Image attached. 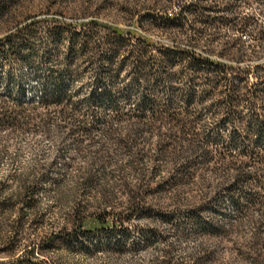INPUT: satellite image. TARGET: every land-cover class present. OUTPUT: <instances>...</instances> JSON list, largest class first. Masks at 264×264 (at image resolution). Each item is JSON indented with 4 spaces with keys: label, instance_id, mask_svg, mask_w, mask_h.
I'll use <instances>...</instances> for the list:
<instances>
[{
    "label": "trees",
    "instance_id": "1",
    "mask_svg": "<svg viewBox=\"0 0 264 264\" xmlns=\"http://www.w3.org/2000/svg\"><path fill=\"white\" fill-rule=\"evenodd\" d=\"M24 1L0 0V21ZM47 2L48 11L58 8L59 16L86 22L52 21L50 52L61 69H48L50 90L38 102L0 103V132L65 134L85 162L73 177L53 163L34 167L17 177L15 198L2 197L9 181L0 180V264H45L39 258L56 242L125 239L130 233L137 238L133 245L106 244L103 252L135 255L162 246L155 264H264V14L242 13L254 3L264 13V0ZM34 19L25 15L15 33L0 40L1 55L18 62L17 42L35 35ZM153 33L171 45L155 44L148 37ZM64 34L71 39L62 58L57 42ZM227 58L237 65L223 62ZM247 59L260 61L238 66ZM86 73L110 86L112 108L92 126L86 116L95 112L78 109L63 85L64 77ZM222 120L233 129L226 138L213 130ZM97 140L98 150L91 152ZM203 172L220 180L199 206L168 212L148 203L153 195L203 183ZM68 186L76 205L70 227L32 238L40 223L38 193L49 187L62 200ZM119 194L126 206L115 211L108 205ZM86 205L95 206L90 211ZM179 215L185 221L172 226L171 218ZM141 220L167 227V234L153 225H132ZM190 224L192 234L185 230ZM189 239L200 241L198 250L177 258L175 244ZM228 252L234 260H224Z\"/></svg>",
    "mask_w": 264,
    "mask_h": 264
},
{
    "label": "rangeland",
    "instance_id": "2",
    "mask_svg": "<svg viewBox=\"0 0 264 264\" xmlns=\"http://www.w3.org/2000/svg\"><path fill=\"white\" fill-rule=\"evenodd\" d=\"M49 1L52 2L54 0ZM49 5L47 0H25L20 6L15 8L11 17L0 21V40H5L6 37L14 34L17 29L16 24L22 22L25 15L35 16L34 20L38 22L34 36L23 37L17 42L16 56L18 62L10 58V56L6 57L0 54V103L7 99L12 104L29 101L38 102L42 97L43 90H50V81L47 78L48 69H61L59 62L50 52L52 40L49 27H51L52 21L61 20L67 23L85 21V19L80 17L72 18L73 16L67 14L59 16L56 14L58 8H51V12L48 11ZM242 13L257 16L264 14L255 3L252 7L243 8ZM104 21V23L108 22V20ZM21 26H23V23ZM148 37L155 44L171 45L169 39L162 37L158 33H153L148 35ZM70 39V34H64L57 42L62 58L66 57V53L70 49ZM244 39H246L244 40L246 41L245 49L250 52L247 37H244ZM5 43L4 41L3 44L6 45ZM214 58L218 59L219 57L216 55ZM259 61L247 59L245 62L238 64V66L247 68L257 64ZM31 62L35 63L34 67L30 65ZM223 62L233 67L237 65L236 62L229 58L224 59ZM63 85L68 89L69 94L74 96L73 103L78 109L83 113H87V109L91 107L93 112H95L93 115L88 114L86 116L91 126L102 121L101 113L108 114L112 108L111 100L106 98V93L110 86L108 83H97L96 76L93 73L76 74L71 78L64 77ZM252 122L251 115L246 112L244 114L246 127H250ZM213 130L216 137L222 136L224 138L229 137L233 131L232 126L226 124L224 120L220 121ZM98 142L99 140L91 143L93 146L91 152L98 150ZM84 162L85 160L82 155H79L78 146L73 138L67 137L65 134L57 135L54 131H52L51 136H45L42 133L31 134L30 132L12 134L9 131L2 130L0 132V180L7 178L9 186L1 195L4 198H15L17 191L15 181L17 177L31 173V169L38 165L53 163L55 167L65 169L73 177L78 172V169L84 166ZM166 175L167 173L163 172L161 177ZM219 180V175L214 176L209 172H203V183L184 186L178 194L162 192L149 197L147 201L155 209L159 208L168 212H184L199 206L203 196L208 191V187L215 185ZM70 189L71 187L68 186L67 190L62 192V200L59 199V194L49 187L38 193L39 210L36 218L40 220V223L37 228L34 227L35 229H32V238L34 235L39 237L49 236L54 232H58L62 227L68 226L70 217L76 207L72 203ZM118 198L113 205H108L115 211H119L126 206L121 205L126 201L125 196L119 194ZM222 201H224L223 205L226 210L232 212L233 205L230 200L223 198ZM210 205L219 207L221 203L214 202ZM86 206L92 211L95 205ZM185 216L179 215L171 218L172 226H180L185 221ZM30 218H35V215L33 214ZM150 223L141 220L136 221L132 225L140 227L153 225L167 234V227ZM193 226V224L185 226L186 232L192 234L195 230ZM134 237L136 236L130 233L125 239L92 238L74 242H56L50 246L46 255L44 257L41 256L39 260L45 264H155V260L162 259L160 253L162 246L160 249L147 251L140 248L135 255L106 254L103 252V246L106 244L120 243L123 245L126 243L127 246L133 245L137 241V238ZM175 241L172 239L173 243ZM199 244L200 241H194L193 239L176 243V257L183 258L190 253L196 252ZM223 258H225V261H230L234 260L235 257L228 252L225 253Z\"/></svg>",
    "mask_w": 264,
    "mask_h": 264
}]
</instances>
